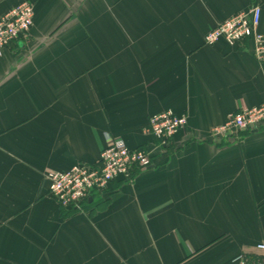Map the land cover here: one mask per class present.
<instances>
[{"label": "crops", "instance_id": "1", "mask_svg": "<svg viewBox=\"0 0 264 264\" xmlns=\"http://www.w3.org/2000/svg\"><path fill=\"white\" fill-rule=\"evenodd\" d=\"M34 6L0 57V264H263L264 124L216 138L264 105L252 42L205 39L264 0H0ZM172 111L165 145L144 133ZM153 166L63 208L45 175L97 165L110 140Z\"/></svg>", "mask_w": 264, "mask_h": 264}, {"label": "built area", "instance_id": "2", "mask_svg": "<svg viewBox=\"0 0 264 264\" xmlns=\"http://www.w3.org/2000/svg\"><path fill=\"white\" fill-rule=\"evenodd\" d=\"M34 16V6L25 3L0 19V57L18 41L27 38L34 24ZM260 21L261 8L253 6L247 12L218 23L209 32L205 42L214 46L224 41L234 48L252 42L256 60L264 63V32L258 30ZM263 124L264 105L241 108L230 116L225 125L215 128L213 135L216 138L237 135L258 129ZM187 125V116L168 111L153 116L144 133L165 145ZM152 166V156L146 149H130L124 140L114 139L102 152L97 165L78 164L65 172H48L44 178L49 183L50 195L63 208H79L93 193H106L114 182H129L136 172ZM258 249L264 252V244ZM238 261L245 264L241 258Z\"/></svg>", "mask_w": 264, "mask_h": 264}]
</instances>
